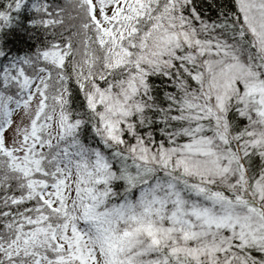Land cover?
Here are the masks:
<instances>
[{
    "label": "snow or ice",
    "instance_id": "snow-or-ice-1",
    "mask_svg": "<svg viewBox=\"0 0 264 264\" xmlns=\"http://www.w3.org/2000/svg\"><path fill=\"white\" fill-rule=\"evenodd\" d=\"M214 7L0 0V264H264V0Z\"/></svg>",
    "mask_w": 264,
    "mask_h": 264
},
{
    "label": "trees",
    "instance_id": "trees-1",
    "mask_svg": "<svg viewBox=\"0 0 264 264\" xmlns=\"http://www.w3.org/2000/svg\"><path fill=\"white\" fill-rule=\"evenodd\" d=\"M198 10H200L202 15L205 16H214L218 14V9L215 6L230 8L233 4V0H194ZM155 83L157 87L161 86V78L156 77ZM255 254V253H254Z\"/></svg>",
    "mask_w": 264,
    "mask_h": 264
}]
</instances>
